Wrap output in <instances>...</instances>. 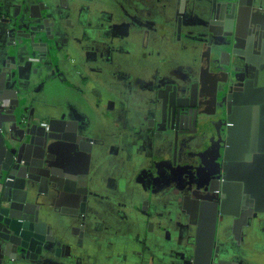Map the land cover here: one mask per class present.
I'll return each instance as SVG.
<instances>
[{
	"label": "flooded vegetation",
	"instance_id": "obj_1",
	"mask_svg": "<svg viewBox=\"0 0 264 264\" xmlns=\"http://www.w3.org/2000/svg\"><path fill=\"white\" fill-rule=\"evenodd\" d=\"M44 3L29 6V16L38 20L37 26L48 33V38L60 36L61 41L70 39L80 45L74 49L76 64L83 67L90 62L92 70L105 78L115 74L116 89L123 92L119 105L122 126L130 134L129 146L139 141L149 152L146 157H150L146 165L140 158L135 167L140 169L136 180L142 188L139 195L142 205L131 204L129 209L121 210V203L106 198L115 205V211L97 215L99 212L89 210L85 218L77 215L72 221L84 220L88 224L92 221L94 231L103 223L114 229L115 239L118 229L114 226L118 224L132 222L140 226L149 224L151 219L159 224L173 215L178 219L175 221L195 226L197 242L199 237L206 240L211 234L214 204L219 207L216 230L220 218L242 211L250 203L254 187L251 190L248 184L240 182L244 195L239 188L226 184L212 160L222 156L226 141L219 133L220 126L224 114L232 110L242 133H232L228 146H258L264 150V0H44ZM92 3L104 9L90 10ZM22 9L18 6L9 13L12 19H18V24ZM6 19L7 16H0V22ZM171 49L178 50L176 57L170 55ZM124 66L136 72L121 70ZM134 100L143 106L133 117L127 116L129 110L132 112L128 104L134 108ZM134 122L135 134L130 131ZM40 123L37 125L41 127ZM73 124L76 131L79 124ZM70 138L71 141L65 142L75 139ZM119 140V133L113 132L109 142L119 145ZM99 145L105 147L107 142L100 141ZM68 147L61 143L57 152H69ZM54 159L55 163V155ZM87 163L90 175L94 167L90 161ZM261 185L259 188L263 189ZM165 195L172 196L169 213L163 212L165 207L159 203ZM186 197L200 201L197 212L192 203L185 201ZM3 198L7 200L4 206L8 207L9 196ZM263 201L259 208H264ZM143 202L151 205L147 208ZM216 230L212 247L215 257L210 264H221ZM4 238L10 239V235L0 227V254ZM145 248L148 249L146 245ZM202 255V262L206 263V253Z\"/></svg>",
	"mask_w": 264,
	"mask_h": 264
},
{
	"label": "crops",
	"instance_id": "obj_2",
	"mask_svg": "<svg viewBox=\"0 0 264 264\" xmlns=\"http://www.w3.org/2000/svg\"><path fill=\"white\" fill-rule=\"evenodd\" d=\"M39 3L45 5L44 0H0V16H7L5 21L0 22V72L5 70L7 55L13 59L16 52L20 64L31 63L30 69L23 68L26 83L20 94V117L16 120L23 124L37 125L38 121L60 120L63 116L66 121L78 122L76 131L73 127L71 130L75 138L73 142L62 143L64 147L69 146V152L55 153V164L58 165L55 170L62 172L64 164H67L66 169L70 172L73 170L70 173L73 176H81L79 174L84 173L89 177L87 184L92 195L86 200L83 214L78 215L85 218L89 210L99 212L97 215L104 211H115V205L106 198L116 200L121 203L119 209L127 210L126 207L132 203L127 202L125 197L139 198L142 190L136 180L140 170L138 166L135 168L136 162L141 158L146 165L150 159L146 157L149 152L136 140L132 147L129 146L130 134L124 130L120 114L121 97L116 93L114 95L110 90V86L118 85L115 74L105 78L92 70L90 62L83 67L76 64L74 49L80 45H75L70 39V42L68 39L61 41L60 36H53L56 39L43 41L51 48L52 63L44 62L41 51L39 53L33 49L29 35L33 34L31 30L38 25V20L29 16L28 7ZM92 4L90 10L104 9L100 4ZM18 6L23 8L22 16L13 32H21L24 38L15 51L8 46L10 30L14 29L15 24L9 13ZM71 35L77 36L74 33ZM68 37L70 38V34ZM84 54L82 52L81 55L84 57ZM33 69H37V73H33ZM7 85L15 90L13 83L9 82ZM27 87L29 93L25 95L23 90ZM136 111V108H133L132 112L129 110L127 116L133 117ZM109 120L112 121L111 125L108 124ZM54 126L56 127V124ZM136 126L137 123L134 122L130 128L131 132L134 130V134L135 130L137 131ZM111 130L119 133V145L109 142L110 136H113ZM82 139L88 140L82 142ZM93 141L95 144L91 145ZM100 141L107 142V145L101 147ZM89 161L94 167L90 175L87 163ZM262 175L264 180V168ZM127 180L131 181L129 185L126 184ZM76 188L78 185H63L58 194L45 196L50 205L48 210L46 209L48 216L45 222L53 239L45 255L47 259L44 264H202L204 257L200 251L197 252L194 239L195 226L187 222L179 223L173 215H168L166 220L162 219L163 222L159 224L155 219L140 226L132 222L118 224L114 226L118 229L115 230L118 235L115 239L114 229L103 223L94 231L92 221L90 224L82 219L73 222L72 213L79 212L82 198L76 193ZM162 198L160 206L165 207L163 212L169 213L172 196L165 195ZM143 205L148 208L151 204L143 202ZM236 212L235 215L228 214L226 219L220 218L218 222L215 243L220 248L221 264H264V214L248 210L238 216L241 211ZM12 264H41V261L17 257Z\"/></svg>",
	"mask_w": 264,
	"mask_h": 264
},
{
	"label": "water",
	"instance_id": "obj_3",
	"mask_svg": "<svg viewBox=\"0 0 264 264\" xmlns=\"http://www.w3.org/2000/svg\"><path fill=\"white\" fill-rule=\"evenodd\" d=\"M13 20H15V24L14 29L10 30L8 46L17 51V45L21 44L24 35L21 32L14 33L18 19ZM39 27L32 28L31 32L34 35L32 33L29 35L32 47L39 53L41 51L44 62L52 63L51 48L43 41L53 39V36L48 38V33ZM236 41L237 38L235 37L233 42L236 43ZM7 58L5 70L0 72V227L5 229L6 234L10 235V239L4 238L2 241L4 244L0 254V264L14 263L17 259L13 258L15 256L24 260L41 261V264H44L47 259L45 255L49 251L48 242H52L53 239L50 231H48L47 222H45L46 216H48L46 209L48 210V206H50L45 196L58 194L67 182H70L71 186L74 187L78 185L80 190H77L76 193L82 196L81 206L79 212H73V216L83 214L86 200L88 196H91L90 186L87 184L89 177L84 173H80L81 176H73L70 174L72 170L71 172L67 171L66 167L68 166L65 164L64 171L55 170L58 165L54 163V155L59 150L61 143L71 141V138H68L73 137L71 135L72 127L75 126L73 122L66 121L62 116L60 120L52 119L46 122L48 125L46 130L38 125L23 124L16 120L17 117H20V94H22L23 86L26 83L23 70L30 69L31 63L20 64L17 52L13 59L8 55ZM24 65H28V67H24ZM32 72L37 73V69H33ZM255 77L257 76L255 75ZM9 82L13 83L15 90L7 85ZM28 88L23 90L25 95L29 93ZM234 113L235 110H232V112L224 114V121H222L219 133L225 139L226 145L221 149L222 156L212 160V163L215 165L214 169L220 172L222 180L226 184L230 183L231 187L239 188L240 192H242V182L248 184L251 190L254 187L255 193L252 195L254 198L249 195L251 197L249 200L243 196V199L249 200L250 203L243 206L238 216L248 210L264 214V208H259L260 205H258L261 204V199L264 200L262 197L264 187L263 189L259 188L262 186L261 184L264 185L262 175L264 150L258 146L243 145L242 147L237 145L233 148L228 146L229 136L232 133H242V129L233 119L235 118ZM233 173L237 175L235 178L232 176ZM61 180H64L65 183ZM222 188H224V183ZM245 193L243 194L246 195ZM4 195L9 196L10 205L8 207L4 206L7 202L3 198ZM185 201L192 203L194 212H197L200 205L198 199L186 197ZM201 203L203 205V202ZM211 208L212 220L209 225L211 234L206 240L199 237L196 242L197 252L206 253V263L201 262L202 264H210V260L215 257L212 255V247L219 207L218 204H214ZM15 212H20V214ZM20 220L22 221L21 224H19ZM10 252L12 253L10 254Z\"/></svg>",
	"mask_w": 264,
	"mask_h": 264
},
{
	"label": "rangeland",
	"instance_id": "obj_4",
	"mask_svg": "<svg viewBox=\"0 0 264 264\" xmlns=\"http://www.w3.org/2000/svg\"><path fill=\"white\" fill-rule=\"evenodd\" d=\"M132 37V36H131ZM167 48L169 47V45H167L166 46ZM170 55L172 56V57H176L177 55H178V50L177 49H171L170 50ZM111 70H112V68H111ZM121 70H125V71H129V72H132V73H135L136 71L134 70V69H129L127 66H124ZM110 90H111V92L115 95V93L116 94H118V96L119 97H121L120 99H122V97H123V92H122V90H118V89H116V87H114V86H110ZM133 105H134V108H136L137 110L139 109V108H142V106H143V103L141 104V103H138V102H136L135 100H134V103H132ZM128 108H132L133 109V107L131 106V104H128ZM164 160H167V162L169 163L170 162V160L168 159V158H163ZM129 182H131L130 180H127V182H126V184L127 185H129L130 183ZM140 197V196H139ZM125 199H126V201L128 202H131L132 204H134L135 206H139V205H141L142 203H141V200L139 201L138 199H140V198H136V199H132L131 197H125ZM130 203V204H131ZM127 209H129V207H126Z\"/></svg>",
	"mask_w": 264,
	"mask_h": 264
},
{
	"label": "built area",
	"instance_id": "obj_5",
	"mask_svg": "<svg viewBox=\"0 0 264 264\" xmlns=\"http://www.w3.org/2000/svg\"><path fill=\"white\" fill-rule=\"evenodd\" d=\"M40 125H41V127L45 128L47 130L48 125L46 122H41Z\"/></svg>",
	"mask_w": 264,
	"mask_h": 264
}]
</instances>
